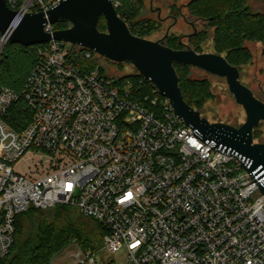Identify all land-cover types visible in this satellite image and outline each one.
Returning <instances> with one entry per match:
<instances>
[{
    "label": "built area",
    "instance_id": "1",
    "mask_svg": "<svg viewBox=\"0 0 264 264\" xmlns=\"http://www.w3.org/2000/svg\"><path fill=\"white\" fill-rule=\"evenodd\" d=\"M62 1L7 0L12 32ZM47 44L21 93L0 85V257L17 216L69 206L106 230L101 251L132 264H264V194L239 158L200 139L137 71L114 77L82 65L101 57L89 49ZM20 99L33 114L16 131L6 118ZM76 258L97 264L92 251Z\"/></svg>",
    "mask_w": 264,
    "mask_h": 264
},
{
    "label": "water",
    "instance_id": "2",
    "mask_svg": "<svg viewBox=\"0 0 264 264\" xmlns=\"http://www.w3.org/2000/svg\"><path fill=\"white\" fill-rule=\"evenodd\" d=\"M16 16L7 0H0V33L10 35L11 43L35 46L55 39L89 49L115 63H130L170 100L175 112L200 139L215 149L236 155L264 194V144L254 141V129L264 121V102L241 82L239 69L226 57L200 54L192 49L174 50L133 35L118 15L113 0H63L47 13L27 15L9 34ZM102 17L107 22L106 32L98 28ZM60 22H69L71 27L54 34L46 33V26ZM175 64L196 67L225 78L237 103L245 109L246 123L237 128L203 118L185 101Z\"/></svg>",
    "mask_w": 264,
    "mask_h": 264
},
{
    "label": "trees",
    "instance_id": "3",
    "mask_svg": "<svg viewBox=\"0 0 264 264\" xmlns=\"http://www.w3.org/2000/svg\"><path fill=\"white\" fill-rule=\"evenodd\" d=\"M136 2L141 0H114V5L118 3V15L127 23L132 34L145 38L154 32L155 26L148 20L134 19L137 13L130 6ZM189 9L197 19L216 28V47L220 52L227 53L226 59L232 66L252 60L249 50L244 47L246 40L264 44V14L252 12L249 0H193ZM70 27L69 22L55 25L57 31ZM98 28L102 32L107 31L104 17L100 19ZM201 33L205 34L204 31ZM201 33H196L194 37ZM47 46V43L24 46L8 42L0 57V85L21 93L32 70L40 62L41 51ZM167 47L181 50L172 43ZM102 58L83 60L82 65L94 69L99 66ZM175 68L184 99L195 109L194 103L203 101L208 93L202 89L203 85L197 86L186 78L188 66L175 64ZM100 69L104 71L101 66ZM133 75L134 73L124 78ZM145 88L151 89L154 86L151 82H146ZM32 114L25 101L20 99L11 107L6 121L16 131H22ZM72 210L76 209L69 206H58L49 210L31 208L17 216L14 245L7 257H0V264H52L54 258L71 244H79L83 252L101 251L106 230L95 220L83 215L74 219Z\"/></svg>",
    "mask_w": 264,
    "mask_h": 264
},
{
    "label": "rangeland",
    "instance_id": "4",
    "mask_svg": "<svg viewBox=\"0 0 264 264\" xmlns=\"http://www.w3.org/2000/svg\"><path fill=\"white\" fill-rule=\"evenodd\" d=\"M192 1L141 0L139 3H132L130 9L137 13L134 19L148 20L154 24V32L146 35L145 39L160 42L165 46L172 43L174 47L181 50L192 49L200 54H219L226 57L227 53L220 52L216 47V28L212 25L207 26V22L191 14L189 4ZM249 6L252 12L264 14V0H249ZM203 31L205 34L201 33ZM196 33L202 35L194 37ZM244 47L249 50L252 60L246 64L236 65L241 74L240 80L259 100L264 102V44L246 40ZM99 65L105 74L109 73L118 78L136 71L130 63L119 64L106 58H102ZM186 78L197 86L203 85L202 89L208 93L203 101L194 103L195 110L200 112L203 118L211 123H224L237 128L246 123L245 109L237 103L225 78L191 66L186 69ZM254 141L264 144V121L255 127ZM16 170L20 173L27 172V168L21 164L16 166ZM71 213L74 219L81 216L77 210H72ZM80 251L82 249L79 244H71L54 258L52 264H76V256ZM94 253L97 264H132L125 250L116 254L107 251Z\"/></svg>",
    "mask_w": 264,
    "mask_h": 264
},
{
    "label": "bare ground",
    "instance_id": "5",
    "mask_svg": "<svg viewBox=\"0 0 264 264\" xmlns=\"http://www.w3.org/2000/svg\"><path fill=\"white\" fill-rule=\"evenodd\" d=\"M11 32H12V29H10L9 34H11Z\"/></svg>",
    "mask_w": 264,
    "mask_h": 264
}]
</instances>
